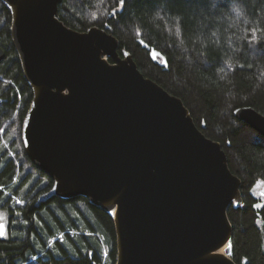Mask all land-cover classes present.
<instances>
[{"label": "water", "instance_id": "1", "mask_svg": "<svg viewBox=\"0 0 264 264\" xmlns=\"http://www.w3.org/2000/svg\"><path fill=\"white\" fill-rule=\"evenodd\" d=\"M2 1L34 94L24 147L54 181L39 203L85 197L113 215L116 264H237L228 211L243 203L242 181L183 101L121 55L108 31L67 27L63 0ZM234 116L264 137L263 114L244 107Z\"/></svg>", "mask_w": 264, "mask_h": 264}, {"label": "trees", "instance_id": "2", "mask_svg": "<svg viewBox=\"0 0 264 264\" xmlns=\"http://www.w3.org/2000/svg\"><path fill=\"white\" fill-rule=\"evenodd\" d=\"M235 2L244 16L232 13ZM59 18L79 32L98 27L115 36L119 53L130 52L145 77L180 98L200 131L222 145L242 181L243 203L228 211L232 259L264 264V202L255 194L264 184V137L234 116L244 107L264 115V0H63ZM11 29L0 0V264H116L113 215L85 197L39 203L54 181L24 147L34 94Z\"/></svg>", "mask_w": 264, "mask_h": 264}, {"label": "clouds", "instance_id": "3", "mask_svg": "<svg viewBox=\"0 0 264 264\" xmlns=\"http://www.w3.org/2000/svg\"><path fill=\"white\" fill-rule=\"evenodd\" d=\"M231 11L236 17H242L245 14L243 7L238 2L233 3L231 6Z\"/></svg>", "mask_w": 264, "mask_h": 264}, {"label": "rangeland", "instance_id": "4", "mask_svg": "<svg viewBox=\"0 0 264 264\" xmlns=\"http://www.w3.org/2000/svg\"><path fill=\"white\" fill-rule=\"evenodd\" d=\"M263 188H264V184H259L257 187H256V189H255V194H256V196H260V194H259V191H262L263 190ZM261 197V196H260ZM263 198V197H262ZM3 227H4V224H3Z\"/></svg>", "mask_w": 264, "mask_h": 264}, {"label": "bare ground", "instance_id": "5", "mask_svg": "<svg viewBox=\"0 0 264 264\" xmlns=\"http://www.w3.org/2000/svg\"><path fill=\"white\" fill-rule=\"evenodd\" d=\"M115 213H116V211L113 212V214H115ZM225 249H226V247L222 248L219 252H220L221 254H224V253H225Z\"/></svg>", "mask_w": 264, "mask_h": 264}, {"label": "snow or ice", "instance_id": "6", "mask_svg": "<svg viewBox=\"0 0 264 264\" xmlns=\"http://www.w3.org/2000/svg\"><path fill=\"white\" fill-rule=\"evenodd\" d=\"M17 202L20 203V201H17ZM0 231H2L3 235H5V231L3 230V225H0Z\"/></svg>", "mask_w": 264, "mask_h": 264}, {"label": "flooded vegetation", "instance_id": "7", "mask_svg": "<svg viewBox=\"0 0 264 264\" xmlns=\"http://www.w3.org/2000/svg\"><path fill=\"white\" fill-rule=\"evenodd\" d=\"M260 192H261V191H259V194H260ZM258 198H259L260 203H263V202H264V198H262V197H260V196H259Z\"/></svg>", "mask_w": 264, "mask_h": 264}]
</instances>
